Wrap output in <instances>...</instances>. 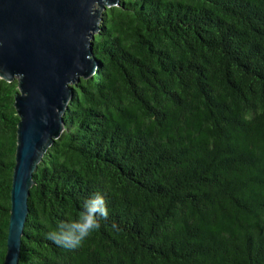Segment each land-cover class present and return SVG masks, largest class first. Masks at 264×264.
Instances as JSON below:
<instances>
[{"label":"trees","instance_id":"trees-1","mask_svg":"<svg viewBox=\"0 0 264 264\" xmlns=\"http://www.w3.org/2000/svg\"><path fill=\"white\" fill-rule=\"evenodd\" d=\"M93 57L33 173L17 264H264V0H119ZM17 92L0 78V264ZM95 194L99 230L47 239Z\"/></svg>","mask_w":264,"mask_h":264},{"label":"water","instance_id":"water-1","mask_svg":"<svg viewBox=\"0 0 264 264\" xmlns=\"http://www.w3.org/2000/svg\"><path fill=\"white\" fill-rule=\"evenodd\" d=\"M118 2L0 0V78L18 83L19 119L3 264L18 263L33 173L64 131L73 86L92 76L101 14Z\"/></svg>","mask_w":264,"mask_h":264},{"label":"clouds","instance_id":"clouds-1","mask_svg":"<svg viewBox=\"0 0 264 264\" xmlns=\"http://www.w3.org/2000/svg\"><path fill=\"white\" fill-rule=\"evenodd\" d=\"M101 218L107 220L108 209L104 197L95 194L84 201L78 218L61 221L55 230L46 233V237L58 246L69 250L76 249L92 233L99 230ZM113 227L116 225L113 224Z\"/></svg>","mask_w":264,"mask_h":264},{"label":"rangeland","instance_id":"rangeland-1","mask_svg":"<svg viewBox=\"0 0 264 264\" xmlns=\"http://www.w3.org/2000/svg\"><path fill=\"white\" fill-rule=\"evenodd\" d=\"M101 11V10H100ZM102 12V11H101Z\"/></svg>","mask_w":264,"mask_h":264}]
</instances>
